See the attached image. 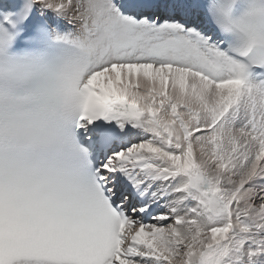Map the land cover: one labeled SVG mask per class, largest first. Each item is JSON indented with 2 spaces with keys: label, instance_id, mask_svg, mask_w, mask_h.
Masks as SVG:
<instances>
[{
  "label": "snow or ice",
  "instance_id": "1",
  "mask_svg": "<svg viewBox=\"0 0 264 264\" xmlns=\"http://www.w3.org/2000/svg\"><path fill=\"white\" fill-rule=\"evenodd\" d=\"M0 264H264V0H0Z\"/></svg>",
  "mask_w": 264,
  "mask_h": 264
}]
</instances>
